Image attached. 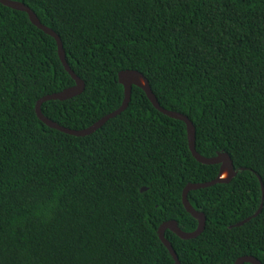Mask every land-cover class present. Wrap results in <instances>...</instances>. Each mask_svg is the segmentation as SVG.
I'll list each match as a JSON object with an SVG mask.
<instances>
[{"label":"trees","instance_id":"16d2710c","mask_svg":"<svg viewBox=\"0 0 264 264\" xmlns=\"http://www.w3.org/2000/svg\"><path fill=\"white\" fill-rule=\"evenodd\" d=\"M11 1L60 36L86 84L78 97L45 103L47 118L92 127L121 108L119 75L134 71L164 109L194 124L200 155L231 157L230 183L189 193L206 216L203 234L166 232L180 263L264 264V0ZM75 86L56 40L0 4V264H176L159 228L198 229L183 192L215 181L220 166L198 163L186 124L138 87L91 136L42 123L37 103Z\"/></svg>","mask_w":264,"mask_h":264},{"label":"water","instance_id":"95a60500","mask_svg":"<svg viewBox=\"0 0 264 264\" xmlns=\"http://www.w3.org/2000/svg\"><path fill=\"white\" fill-rule=\"evenodd\" d=\"M0 4L12 10L28 14L34 26H36L39 30L43 31L46 35L56 40L57 45H58V53H59L60 60L63 66L65 67L66 71L68 72V74L76 82L75 87L68 89L64 91L63 93L46 96L37 103L36 114L39 120L42 123H44L46 126H48L49 128L53 130H56L61 133H64V134H67L73 137H77V138H84L87 136H91L95 134L97 131H99L100 129H102L109 121L119 117L128 109L131 103V100H132L133 87H138L145 91L148 99L151 101V103L153 104L156 110H158L160 113H162L163 115L171 119H174V120H177V121H180L186 124L188 140H189V148H190V151L193 157L196 159L198 163L206 165V166H215V165L220 166V174L215 181L210 182V183H205V184H189L183 192V205L186 211L195 220L198 221L199 223L198 229L193 233H186L179 228V225L176 221L165 223L159 228L158 235H159V238L162 244L168 249L171 256L175 260L176 264H181L179 261L178 255L175 249L173 248V245L166 239V232L170 231L174 233L175 235H177L182 240H186V241L196 239L203 234L206 228V223H207L206 216L202 213L197 212L193 208L188 198L189 193L192 191H198L202 189L211 188L218 184L230 183L233 177L236 175L234 164H233L231 157L228 154H222L215 158H205L204 156L200 155L197 151V146H196V128L194 124L190 121L188 117L180 113L171 112V111L164 109L158 102V99L156 98V96L154 95L149 85V82L140 73L134 72V71L122 72L119 75V83L124 87L125 99H124V102L121 108L117 110L116 112L104 117L102 120L94 124L92 127L86 130H82V131L70 130V129L64 128L60 126L59 124L53 122L52 120H50L43 114V111H42L43 105L51 101H65V100L78 97L84 93L86 84L73 72V70L69 66L64 44L60 36L56 32L44 26L40 22L38 16L29 7L25 6L24 4L19 3V2H14L11 0H0ZM226 170L229 171L230 175L228 179H223V174ZM262 190H263V196H264V187L262 188ZM142 191L144 192L146 191V189H143ZM262 209H263V205L261 206L260 210L257 212V214L254 217L259 216ZM251 219L252 218L238 224L236 227L244 226L245 224L250 222ZM236 264H262V263L254 257H243L237 260Z\"/></svg>","mask_w":264,"mask_h":264},{"label":"bare ground","instance_id":"6f19581e","mask_svg":"<svg viewBox=\"0 0 264 264\" xmlns=\"http://www.w3.org/2000/svg\"><path fill=\"white\" fill-rule=\"evenodd\" d=\"M229 171L228 170H226L225 172H224V174H223V179H228V177H229Z\"/></svg>","mask_w":264,"mask_h":264}]
</instances>
